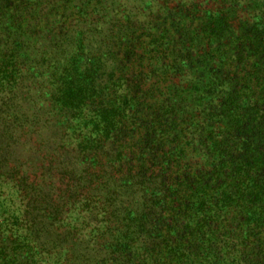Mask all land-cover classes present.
Instances as JSON below:
<instances>
[{"label": "trees", "instance_id": "16d2710c", "mask_svg": "<svg viewBox=\"0 0 264 264\" xmlns=\"http://www.w3.org/2000/svg\"><path fill=\"white\" fill-rule=\"evenodd\" d=\"M0 264H264V0H0Z\"/></svg>", "mask_w": 264, "mask_h": 264}, {"label": "rangeland", "instance_id": "374dc122", "mask_svg": "<svg viewBox=\"0 0 264 264\" xmlns=\"http://www.w3.org/2000/svg\"><path fill=\"white\" fill-rule=\"evenodd\" d=\"M1 182V181H0ZM11 195L14 199L12 200V201H15L14 203V207L16 206V205H19L18 203H19V201H17V199H16V197L12 194V190H11V187L10 186H1V184H0V196H8V195Z\"/></svg>", "mask_w": 264, "mask_h": 264}]
</instances>
